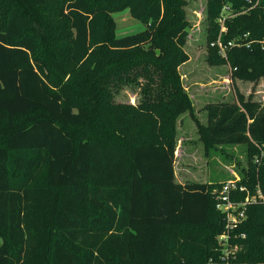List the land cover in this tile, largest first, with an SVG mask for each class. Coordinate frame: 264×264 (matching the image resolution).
I'll list each match as a JSON object with an SVG mask.
<instances>
[{
    "label": "trees",
    "instance_id": "1",
    "mask_svg": "<svg viewBox=\"0 0 264 264\" xmlns=\"http://www.w3.org/2000/svg\"><path fill=\"white\" fill-rule=\"evenodd\" d=\"M186 6L0 0V264H264V204L247 206L232 241L241 249L223 261L221 183L176 180L177 123L194 112L180 72ZM225 7L242 11L221 34L234 46L211 63L258 82L264 0H209L212 42ZM126 9L144 29L118 37L113 13ZM127 86L139 90L135 105L116 100ZM205 110L207 124L195 122L206 151L247 145L241 182L264 194V161L254 163L264 103L238 91Z\"/></svg>",
    "mask_w": 264,
    "mask_h": 264
},
{
    "label": "rangeland",
    "instance_id": "2",
    "mask_svg": "<svg viewBox=\"0 0 264 264\" xmlns=\"http://www.w3.org/2000/svg\"><path fill=\"white\" fill-rule=\"evenodd\" d=\"M186 12L192 27L186 51L190 61L180 67L182 81L190 95L194 112L183 114L177 123L176 168L179 179L187 181L223 183L238 175L248 167L247 145L225 144L206 151L198 133L196 118L207 124L205 105L217 101H237L239 91L245 99L250 96L264 103V77L258 82L233 78L229 64H212L217 54L227 58L221 51H215V21L209 17V0H186ZM246 9L245 11H248ZM242 11L225 7L216 24L220 25V35L224 31L227 18L237 17ZM117 23L118 37L134 34L144 29V25L135 20L128 9L113 13ZM117 102L135 105L140 101L137 88L125 87L116 97ZM255 157V155H254ZM186 178V179H185Z\"/></svg>",
    "mask_w": 264,
    "mask_h": 264
},
{
    "label": "built area",
    "instance_id": "3",
    "mask_svg": "<svg viewBox=\"0 0 264 264\" xmlns=\"http://www.w3.org/2000/svg\"><path fill=\"white\" fill-rule=\"evenodd\" d=\"M247 36V34L245 35ZM250 44H247L249 46ZM234 46V41L227 44L218 39L215 42V47L227 56V49ZM260 152L254 157V163L260 166L264 161V148L259 147ZM233 178L221 183L219 189L214 190L216 198V207L225 215V232L219 237L220 245L223 250V261H228L231 257L235 256L240 251L241 246L237 243H232L237 239L234 231L246 219V209L249 204L262 203L264 204V194L260 187H257L256 194L252 195L248 187L241 181V176L236 172H232ZM241 193H246L244 200H236V196ZM240 237L245 238V234Z\"/></svg>",
    "mask_w": 264,
    "mask_h": 264
},
{
    "label": "crops",
    "instance_id": "4",
    "mask_svg": "<svg viewBox=\"0 0 264 264\" xmlns=\"http://www.w3.org/2000/svg\"><path fill=\"white\" fill-rule=\"evenodd\" d=\"M190 61V60H189ZM188 63V62H187ZM186 64V63H185ZM184 65V64H183ZM207 105V104H206ZM205 105V106H206ZM203 124H205L204 122H202ZM176 161H175V173H176V180H177V182L178 183H181V184H186V183H189L190 181H187V180H184V179H179V175H178V172H177V168H176ZM186 179V178H185ZM210 179V178H209ZM208 179V181H206V182H208V183H215V182H213L212 180H209ZM229 179H231V178H229ZM192 182H200V181H192ZM206 182H204V183H206ZM225 182V181H224Z\"/></svg>",
    "mask_w": 264,
    "mask_h": 264
}]
</instances>
